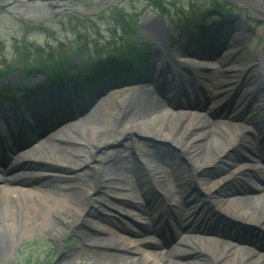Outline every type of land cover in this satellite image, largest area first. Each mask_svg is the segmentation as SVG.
Masks as SVG:
<instances>
[{
    "label": "rangeland",
    "instance_id": "1",
    "mask_svg": "<svg viewBox=\"0 0 264 264\" xmlns=\"http://www.w3.org/2000/svg\"><path fill=\"white\" fill-rule=\"evenodd\" d=\"M82 1V3L73 5L72 8L67 10L65 13L55 14L52 12V10L60 11L62 10V7H55L54 5L57 4V2L54 0H48L49 4H42L39 6V8H41L43 11H47V16L44 18L40 17L39 15L30 18H23L21 16H12L6 12H0V66H4L6 63H15L17 58H23V56L26 54L25 51L28 52L29 55L34 52L35 56H38L40 53L47 56L49 54L54 55L58 52H64V54L68 53L69 55H72L74 48L82 50L79 52L84 53L83 55L94 53L95 50L93 49L95 43L111 39L110 36L112 29L115 27V22H113L114 19L111 17V11L114 8V11L117 12H120L121 10V13L124 12L134 14L132 17L133 20H129H131L130 25L137 28V36L135 38L137 45L142 47L144 46V44L141 43L142 38L143 40H155V43L154 41L151 44L148 43L150 48V56L148 57L147 62L150 65V68L148 67V69L142 71H138L136 68H132L130 71L125 70L126 73L124 75H120L121 77L107 78L106 80L104 79L98 85H95L93 88H91L90 92H88L89 90H86L87 92L82 95L83 97H81L77 103L79 106L81 104L82 107H84V105L87 107L86 103H89L91 100H93V98L96 97L95 102L100 101L96 114L98 117H93L88 125L81 124L79 126L76 125L77 127L75 129H66V134L70 136H82L81 138H84L85 141H87L80 142L71 140L77 144L72 145L68 143L70 146L80 150L79 152L68 151V153H66L68 157L72 158V161L69 163L68 161H65L66 158L64 157L54 156L51 153H45L41 151V147L46 138L56 135L55 133L58 130L57 128H60L61 126L68 123L75 126V124L78 123L77 119L80 116H70L69 118H65L57 124V127L54 128L53 131L47 130L46 132H43V134H41L43 137L37 140L34 139V143L30 145L31 147H28L30 150L28 153L30 158L24 159L25 155H20V151L17 152L10 150L12 149L10 146V141L12 138H14V136L17 139L23 138L20 136L17 137L16 135L17 129L14 126L16 123L12 118V116H15V109L11 105L13 103L7 102L0 105V118L3 119H0V126L5 134L4 138L0 136V140L2 144H4L3 152L10 156V162L5 159L6 164L13 162L17 163L19 171H21V173L24 172V175L21 178L15 180L14 182H9L8 184L10 186L25 187L35 185L39 184V182H41L43 179L46 181L45 185H43L44 188L53 187L61 191H69L70 187L67 186V181L80 180L85 176L91 178L93 175H96L95 173H98V169L100 167L104 165H111V162L109 161L115 160L119 157H121L122 160H130L133 162L138 161L136 156L139 152H142L143 154L147 152V149L149 148L147 138L150 137L143 135H131L129 133L127 134V132L124 133V130H119L118 128L115 129V127L112 128L111 125L113 124L114 119L120 110L119 108L126 105V102L131 95L132 98L135 97L134 90L137 89L131 87L133 84L139 82L143 78H146L147 84L149 83V79L162 81L163 84L165 83L164 81L167 80V78L162 73L158 72L159 70H154L155 67L158 69L159 63L162 61L161 59L156 60L153 57V52L158 51V45L156 43L158 36L156 35L160 33L165 49L167 47V45H165L167 42V37H170L169 40L172 42L171 49L166 51L177 58L180 50L189 47L187 44L188 39L186 38L192 37L194 40H199L201 37L196 31L194 32V30H189L191 27H187L182 14H180L181 10H186L187 7H189V1L187 0H166L168 3L166 6H168L173 12L171 16H167L165 14L162 15L160 11H158L156 8H153L149 2L145 0ZM227 2L230 3L228 6L230 9V16L229 19L224 22L226 26H223L221 30L217 31L223 22L219 20L215 21L214 28L212 27L206 32V34H208L207 38H204L206 47L198 51V53H201L202 50L203 52H207L209 49L214 48V50H216L215 55L211 56L210 58H214V60L209 61L212 64H218V59L215 60V58L218 56V58L221 59V57L227 53L234 55L237 54V59H234V62L239 61L241 64L247 66V70L245 72L242 70L234 72L235 78L233 82L231 80L229 83H227V85H222L219 88L205 86V89L202 90V93H205V96L203 97L204 99L210 98L213 95H215L216 98L218 95H225V102L223 101L224 106H226V104L229 102V99L232 101L231 104L234 103L236 97L235 94L237 92L236 90L240 91V94H242L243 90L241 89L244 85L246 87V82L244 81L245 77L248 78V81H250V85H248L249 87L247 88L248 92L252 90L250 87L253 84L255 88L253 96L255 98L262 99V95H264V91L260 90L263 85L258 82L264 77V75H261V69L264 71V57L263 60L261 59V61H259L258 58L262 53L263 54L261 57L264 55V48L262 49V47H259L261 42L264 41V9L261 5H264V0H227ZM23 6L27 7V4H23ZM201 8L206 10L208 6L205 5ZM28 11L29 9L26 8L23 13H27ZM176 11L177 13H175ZM205 18L209 22L208 26H210V24L214 21L210 22L209 19L215 18V14L211 13L210 15L205 16ZM233 22L240 24L241 33L243 35L242 41L237 46L228 44V41L225 38V35L228 32V27ZM176 34H178V37ZM210 37H214L215 39L209 43ZM49 42L51 45L46 47L47 50L38 49L37 45H41L39 48H42L43 45H46V43ZM78 43H80V45H77ZM82 43L90 46V50L82 48ZM15 46L22 47V49L27 50H15ZM187 50L193 51V48L189 47ZM73 57L76 59L77 63H79L78 57L74 52ZM34 59L35 58H30V60L27 62L34 64L38 60L36 59L34 61ZM170 60L171 62L173 61L172 59ZM152 62H155L158 65L152 64ZM180 65L183 64L180 63ZM151 67L153 69H151ZM211 67H215L213 69H217V66L215 65ZM197 69L198 71L201 70V68L198 67ZM240 72H242V74L244 72V74L242 75ZM34 74L35 72L33 75ZM127 74L129 76H127ZM147 77H149V79ZM11 78L14 84L13 90L19 92V90L24 88L22 83L23 78L18 71H13ZM39 80L40 75H37V77L32 82H30V80L29 82L34 85L35 82H40ZM25 81L28 82V78ZM257 82L259 83V86L257 85ZM236 84H238V87H236ZM73 88H75V86L70 84H68L64 89L53 87V101L51 100L50 96L46 97L37 101L33 108H37L36 111L41 113L43 112L44 108V114H51L48 116L50 121L55 119L58 115H61L62 117L66 116L65 108L70 110L67 115H70V113H74V115L78 114L80 107H75L73 98L79 94L77 90H74ZM64 95H67V97H70V100H73L66 103L67 107H64ZM169 95L172 98L175 97V100L185 99L183 95H175L174 88L170 91ZM6 96L7 94L5 97ZM188 99L192 100L193 96L188 95ZM248 106L249 104H245L241 108L242 114L246 113ZM91 110L92 109L89 108V112ZM221 111L222 110L218 111V113L216 112V114L214 113V116L210 115L207 120H210L213 117L218 118L221 116L219 113ZM129 115L130 112L125 118H123L122 121H124V119H126ZM130 118L131 116H129L127 119ZM6 119H11V130L9 131L4 129V124L7 122ZM27 119L32 122L30 117ZM27 119L23 123L24 130L22 135L25 134L26 130L29 131V133L31 131L30 129L36 131V128H31ZM238 120V122L247 125V128L252 130L254 128L253 122H264V106L262 108L251 110V115L248 117V119L246 118L244 120ZM233 122H237V120ZM42 125L43 124H41V126ZM57 144L62 145L60 142H57ZM231 144L232 143H230V145L227 147V150L223 149L218 152L213 161L209 163L207 166V171H204V173H222L228 171L232 165V162L237 163L245 159L242 154L247 153V151L239 149L240 146H242V143H239L238 146L233 150L231 149ZM156 146L162 147L161 144ZM243 146L248 148L245 144ZM35 149H38V152L36 153L40 154L41 151L42 155H32L31 153H33ZM165 149L168 150L170 156L176 158L178 162L183 165L185 170L187 166L183 159L179 156L178 149L175 146L168 147V145H166ZM3 165L4 164H0V169L3 168ZM54 167L60 169L57 176H53L51 174L46 175L44 173L45 171H49L47 169H52ZM256 175L254 176V174H252L250 171L245 170L244 174L235 175L232 179L229 178L226 182H223L213 193V198L216 200V204L220 207H224L222 204L223 201L218 202V197L221 199L225 196L232 198L249 197L262 193L264 191V176L260 175L258 178ZM132 180L133 177L128 178L127 184H129V186H131L133 183ZM171 181V183L167 184L171 202L184 205L187 209L186 212L188 215H193L196 218L202 219L200 215L195 216V213H192V210L190 209V205L196 204V201L203 197L201 195L202 192L200 193L199 191H196L192 182L190 183L189 180L184 177V174H182L179 179H171ZM90 182H92L90 183V195L83 205L80 219L78 218L75 221H69L66 225L67 228L65 232L59 235L57 239H53L51 234L44 230H36L33 233L20 234L18 229L13 224L11 225L10 222L6 221L7 223H0V248H6L4 253H0V264L90 263V261H92V253L94 252L87 248V245L82 242V240L78 238L74 232L75 229L79 228L91 232L90 226L87 225L85 219H96L93 214L101 210L100 203L97 202V200H100V196H102L104 191V186L102 187V184L98 183L94 185L93 181ZM146 184L152 195H161L164 192L161 189L155 188L158 191L157 193L154 187L151 186V182L149 180L146 182ZM132 187L135 189L134 186ZM139 201L143 203L142 199L140 198ZM156 207L157 205H155V207L153 206V210L156 209ZM160 209L161 208H159L158 211H160ZM154 211L158 212L156 210ZM232 212L235 216H243L244 218L251 221L258 219L256 217L252 218L250 215L240 213L241 211L238 207H236ZM212 216L216 217V219L219 218V221L224 222V224L218 222V220H213V224H208V226L221 229L222 233H224V235L228 237L229 240H232L231 238H233L235 240L232 241L236 243H242L244 245H247V243H256L258 246L264 247V239L250 234L251 232H247L249 230H246L247 226H242V224H246L245 222L240 221V225L239 222H234L231 219L228 221V219H226L227 217L224 218L222 215L214 214ZM123 219L133 222L134 220H139L140 218L136 211H132L129 216H126ZM174 227L176 231H179L178 235L180 236L181 233L179 227L175 225ZM186 234L187 235L184 236L185 239L183 240L184 243L186 241L188 243H192L190 240L194 239L196 241L198 240V234L192 232ZM11 237H14V241L11 245H9L8 241H10ZM136 243L137 242L135 241V244ZM206 244L208 245L204 248V250H206L208 253H198L199 258L202 261L201 264H219V260L215 259V256L211 255V251L219 253L220 250H223L221 243L219 242L218 247L213 246L212 243ZM187 246H190V244H187ZM144 247L145 246L142 248ZM155 256L157 261H160L161 263L162 259L157 255ZM190 258L195 257L190 256ZM183 259H188V256L187 258L185 256H180L177 260L183 261ZM236 262L234 264H237ZM170 264L175 263L170 262Z\"/></svg>",
    "mask_w": 264,
    "mask_h": 264
},
{
    "label": "bare ground",
    "instance_id": "2",
    "mask_svg": "<svg viewBox=\"0 0 264 264\" xmlns=\"http://www.w3.org/2000/svg\"><path fill=\"white\" fill-rule=\"evenodd\" d=\"M261 5L264 8V5ZM228 32L225 35L227 43L237 46L243 39L240 24L233 22L228 27ZM156 36H158V43L161 47L158 50L160 59L162 58L161 55H165L167 52L163 47L160 33ZM158 51L155 52L156 55L159 54ZM208 53L206 52L205 56L210 55ZM236 55L225 54L221 59L223 62L221 70H205L192 74V78L185 77L184 82L178 88H181L180 91H183L187 86L198 88V84L195 83L196 80L210 83L214 88L227 85L231 80L233 82L234 72L245 66L239 61L233 62L234 59H237ZM261 55L259 60H263L264 55L262 57ZM226 59H228V63L225 62ZM205 63L210 66L214 65ZM163 71L169 80H173V77L180 72L179 67L174 68L168 62L164 63ZM246 80L245 77L244 81ZM148 85L142 82L131 86L137 89L134 90L135 97L132 98L131 95L126 105L119 108L120 110L111 126L115 129L124 130V133L127 132V134L156 138L163 145L167 143L169 146H175L181 156L184 157L187 166L185 170L176 158L156 147H149L145 154L139 152L136 156L138 159L136 162L122 160L119 157L109 161L111 165L100 167L98 173H95L96 175L91 178L85 176L80 180L67 181L66 184L70 187L69 191H61L53 187L44 188L43 185L46 181L43 179L35 185L10 186L8 183L16 180L18 176H15V173L18 170L15 167L12 170L3 169L0 174V223L10 222L20 234L44 230L50 233L53 239H57L59 235L65 232L69 221L80 219L83 205L90 195V183H92L90 181H93L94 185L98 183L102 184V187L104 186L102 196H100V200H97L101 210L93 214L96 219H85L91 232L81 228L74 230L76 236L94 252L92 253V261L88 264H163L164 262L169 264L170 262L201 264L202 261L198 253L204 254L206 252L204 250L208 245L206 243L211 242L213 246L218 247V241H220L223 250H220L219 253L211 251V255L219 260V264H234L236 261L237 264H264V251L258 252L249 246L228 240L223 241L219 233L203 226L206 221L190 219L189 215H186L185 206L169 202L167 188V184L172 182L171 179H179L184 174L190 183L192 182L193 185L207 192L212 198L216 187L220 186L231 174H243L245 170L251 169L252 172L258 171L256 175L258 178L260 175L262 176L264 170V122H253L254 132H252L247 128V125L238 122V119H246L252 109L262 108L264 99L261 100L253 96L249 101L252 107L250 109L248 107V111L241 116L242 113L239 115L238 110L242 103H237V101L239 98L241 101L242 94L241 96L238 95L234 103L230 104L229 110L220 112V119L211 118L207 120L209 113L217 110L218 102H220V106L223 104L225 95H218L217 98L211 100L207 99V102L192 100L184 103V106L188 107H172V109L170 105L174 106V103L171 99L166 98L167 94L160 91L161 96L155 95ZM246 89L247 87L243 88L244 91ZM99 104L100 101L94 102L90 106L92 109L90 112L84 111L83 115L77 119L78 123L75 126L68 123L57 128L56 135L43 142L41 151L64 157L66 162H71L72 158L68 157L66 153L68 151L79 152L80 150L68 143L77 144L71 140L87 141L81 138L82 136L66 134V129H75L76 125L81 124L88 125L92 118L97 116ZM207 108L211 110L206 111ZM129 112L131 118L127 119L128 116L122 121ZM233 120L238 121L233 122ZM49 128L50 126L47 125V129ZM57 142L62 145H58ZM154 142L156 143V141ZM230 143H232V150L239 143H242L239 149L247 151V153L242 154L245 159L237 163L232 162L228 171L204 173L218 152L223 149L227 150ZM244 144L248 148H245ZM41 151L39 154L36 153L38 149H35L31 154L42 155ZM2 158L0 157V161H3ZM47 170L49 171L44 173L53 176H57L60 171L57 167ZM129 177L134 178L135 183L132 186L138 185V192L127 184ZM148 178L152 180L156 188L164 191L161 195L150 193L146 185ZM138 196L141 197L143 203L139 201ZM218 201H223L222 204L226 207L224 210L228 213L234 214L232 211L238 207L240 213L258 218L257 220L261 221L260 226L264 227V191L249 197L232 198L225 196L222 199L218 197ZM155 205H157L156 208H163L156 214L157 216L153 215L151 211ZM132 211H136L138 215L141 214L142 217L139 216L141 220L130 222L123 219L129 216ZM149 222L153 225H150ZM154 223L156 225L158 223V226H154ZM172 224H178L183 230L182 232H185L187 228H192L207 235L198 236L197 241L191 240L192 243L187 242L190 246H178L174 244V237L170 228ZM149 233L156 235L157 240L153 236H149ZM13 241L14 237H11L8 244L11 245ZM143 246L145 247L142 248ZM5 251V247L0 248V253ZM155 255L162 259L161 263L157 261ZM180 256L186 258L188 256V259L177 260ZM190 256L195 258H190Z\"/></svg>",
    "mask_w": 264,
    "mask_h": 264
},
{
    "label": "trees",
    "instance_id": "3",
    "mask_svg": "<svg viewBox=\"0 0 264 264\" xmlns=\"http://www.w3.org/2000/svg\"><path fill=\"white\" fill-rule=\"evenodd\" d=\"M151 2V4L156 7L160 12L162 13H170V9L163 0H148ZM212 7L215 9H218L221 14H223L224 10L223 7L219 4L214 2L212 4ZM197 9V5L190 3V11L189 14L185 16H193L196 17V15H200L199 12V6L198 11L195 13ZM185 14V13H184ZM112 17L114 21L120 26L122 30V35L118 37V40L112 39L111 41H108L109 45L107 48L103 47H97L95 48V55H89L88 58H81V65L74 64L70 59L68 55L62 56L59 54L60 59H56L55 61L51 63H45L42 62V67H49L51 69H58L59 71H54L51 73L48 77V83L51 82L52 79H58V80H65L69 76L73 67H78L79 72L73 76L77 79V81L82 84L83 86H88L89 83L97 77L102 76L105 72H108L106 69V66L108 65V62L110 63V68H114L118 66L119 60L124 58L126 60L127 64L135 63L140 64L143 60L142 56L138 54L137 48H135L134 45H132V34L134 27L130 25L131 19L130 16L127 13H121L120 12H113ZM114 32V31H113ZM114 37V36H113ZM116 37V36H115ZM50 55H48L47 58H49ZM110 60V61H109ZM65 64L68 66L67 70L59 69V65ZM15 67V65H6L5 69L0 68V75H4L5 71H7L9 68ZM26 69V73H30L31 70L34 68L33 66H24ZM71 75V74H70ZM73 76H71L73 78ZM8 87H11V85H7ZM1 97V96H0Z\"/></svg>",
    "mask_w": 264,
    "mask_h": 264
},
{
    "label": "water",
    "instance_id": "4",
    "mask_svg": "<svg viewBox=\"0 0 264 264\" xmlns=\"http://www.w3.org/2000/svg\"><path fill=\"white\" fill-rule=\"evenodd\" d=\"M8 5H9V4H7V3H6V4H1V5H0V9H6Z\"/></svg>",
    "mask_w": 264,
    "mask_h": 264
}]
</instances>
